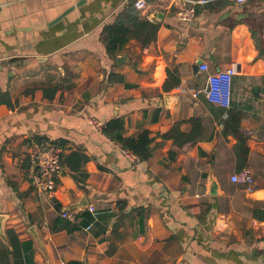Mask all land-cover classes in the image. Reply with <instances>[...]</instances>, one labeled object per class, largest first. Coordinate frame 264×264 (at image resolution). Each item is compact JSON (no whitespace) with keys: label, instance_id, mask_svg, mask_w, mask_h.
Masks as SVG:
<instances>
[{"label":"crops","instance_id":"1","mask_svg":"<svg viewBox=\"0 0 264 264\" xmlns=\"http://www.w3.org/2000/svg\"><path fill=\"white\" fill-rule=\"evenodd\" d=\"M129 1L0 0V264H264V0H146L141 17L163 12L157 39L113 57L102 32ZM228 66L227 109L201 90ZM193 118L198 141L164 137ZM115 119L123 136L150 131L148 159L105 129ZM41 143L63 148L50 195L28 177ZM242 170L253 189L232 179Z\"/></svg>","mask_w":264,"mask_h":264},{"label":"trees","instance_id":"2","mask_svg":"<svg viewBox=\"0 0 264 264\" xmlns=\"http://www.w3.org/2000/svg\"><path fill=\"white\" fill-rule=\"evenodd\" d=\"M136 0H130L120 11H118L114 18L109 21L104 29V40L106 42L107 52L115 57L129 41L132 39L137 40L141 47L149 45L157 39L161 22L154 17L143 18L140 15V10L135 4ZM170 77L173 74L169 73ZM179 82L176 80L171 85ZM170 86L165 85L168 90ZM193 128L190 132H186L181 128V121L175 122L172 127L163 134L165 138H172L174 142L182 146L187 143H194L198 141L199 133L201 131V121L199 118L191 120ZM241 123V113L237 111L229 112V119L227 125L233 130H238ZM123 122L120 119H115L107 123L106 130L109 129L116 131V137L122 142V145L130 150L133 154L137 155L139 159H148L150 151V143L152 137L148 129L141 130L137 136H123L122 134ZM64 158V155H63Z\"/></svg>","mask_w":264,"mask_h":264},{"label":"built area","instance_id":"3","mask_svg":"<svg viewBox=\"0 0 264 264\" xmlns=\"http://www.w3.org/2000/svg\"><path fill=\"white\" fill-rule=\"evenodd\" d=\"M244 2L246 0H239ZM138 8H144L146 0H136ZM179 17L184 20H190L195 15V8L193 6L184 5L178 12ZM209 67L207 62L200 64L201 70H207ZM234 66H228L217 70L216 72L209 73L205 87L201 90L205 96L214 102L221 103L227 109L231 106V85L233 76L236 73ZM199 92H194L197 96ZM228 115V112H226ZM91 124L95 129L103 130L105 124L96 118H91ZM128 153L136 159L137 155L133 154L130 150ZM30 165L28 171L29 180L33 186L34 191L38 195L53 194L57 189L59 178L64 171L63 161V148L60 144H36L33 146L29 153ZM235 181L244 182L251 190L254 188V176L248 170H242L240 173L232 176ZM64 216L73 217V214L66 210Z\"/></svg>","mask_w":264,"mask_h":264},{"label":"water","instance_id":"4","mask_svg":"<svg viewBox=\"0 0 264 264\" xmlns=\"http://www.w3.org/2000/svg\"><path fill=\"white\" fill-rule=\"evenodd\" d=\"M162 15H163V12H161L159 10H156L154 12V16L157 19L161 18ZM117 59H118L119 62H121V61H123V60L126 59V56H125V54L124 55H118ZM201 63H202V59H200L197 62L195 68L196 69H199V66H200ZM259 90H261V92L264 93V87H262V88H256V91H259ZM208 192L209 193H212V194H216V193L219 192L218 180L215 178V176L213 174H210L209 177H208ZM0 218H2V217H0ZM0 231L3 232V228H1V224H0Z\"/></svg>","mask_w":264,"mask_h":264}]
</instances>
